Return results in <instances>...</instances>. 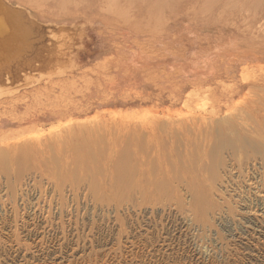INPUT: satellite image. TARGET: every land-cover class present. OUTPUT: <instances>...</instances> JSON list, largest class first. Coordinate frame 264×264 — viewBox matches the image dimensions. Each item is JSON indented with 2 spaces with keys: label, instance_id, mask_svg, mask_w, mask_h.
<instances>
[{
  "label": "rangeland",
  "instance_id": "374dc122",
  "mask_svg": "<svg viewBox=\"0 0 264 264\" xmlns=\"http://www.w3.org/2000/svg\"><path fill=\"white\" fill-rule=\"evenodd\" d=\"M0 1V264H264V0Z\"/></svg>",
  "mask_w": 264,
  "mask_h": 264
},
{
  "label": "bare ground",
  "instance_id": "6f19581e",
  "mask_svg": "<svg viewBox=\"0 0 264 264\" xmlns=\"http://www.w3.org/2000/svg\"><path fill=\"white\" fill-rule=\"evenodd\" d=\"M4 1H5V0H4ZM0 4H1V1H0ZM4 4H6V3H4ZM0 6H1V5H0ZM2 6H3L2 8H4L5 5H2ZM9 6H10V5H9ZM10 7H11V6H10ZM0 8H1V7H0ZM11 9H14V8L11 7ZM17 9H18V8H16L15 10H17ZM8 10H9V8H8ZM6 11H7V8H6L5 12H6ZM27 12H28V11H27ZM0 13H2V12L0 11ZM3 13H4V12H3ZM3 13L1 14L2 16L0 15V31H5V30H6V31H9V30H10L9 27L11 28V26L14 25V21H13V20L9 21V20L7 19L8 17L6 18V15L3 14ZM6 13H7V12H6ZM8 13H9V15H10L12 12L10 13V11H9ZM8 13H7V14H8ZM14 14H15V13H14ZM17 14H20V13H16V15H17ZM16 15H14V16H15V18L17 17V19H18L19 15H18V16H16ZM23 17H24V16H23ZM31 17H32V16H31ZM31 17H30V18H31ZM12 18H13V17H12ZM9 19H10V18H9ZM13 19H14V18H13ZM22 20L24 21L23 18H22ZM22 20H21V18H20V21H22ZM43 20H44V19H43ZM18 21H19V20H18ZM25 21H26V20H25ZM38 22H39V21H38ZM40 23H41V21H40ZM49 23H50V21H49ZM25 25H26V24H25ZM45 25H46V24H45ZM51 25H52V24H51ZM30 26H31V25H30ZM49 26H50V25H49ZM52 26H54V25H52ZM13 27H14V26H13ZM13 27H12V28H13ZM19 27H20V26H19ZM62 27H64V26H62ZM21 28H22V27H21ZM30 28H31V27H30ZM43 28H44V27H43ZM59 28H60V27H59ZM8 29H9V30H8ZM16 29H17V27H16ZM47 29H48V26H47ZM19 30H21V29H19ZM23 30H24V29H23ZM10 31H11V30H10ZM8 33H9V32H8ZM17 33H18V32H17ZM6 34H7V33H6ZM1 35H3L2 32H1V34H0V40H1ZM19 35H20V34H19ZM3 36H5V35H3ZM9 36H10V35H9ZM11 37H12V36H11ZM20 37H21V35H20ZM23 37H24V35H23ZM2 38H3V37H2ZM4 38H6V37H4ZM26 38H27V37H26ZM6 39H8V38H6ZM24 40H25V39H23V41H24ZM4 41H5V40H4ZM4 41H3V42H4ZM20 41H21V40H20ZM0 42H1V41H0ZM3 42H2V43H3ZM6 42H7V41H6ZM11 42H12V41H11ZM21 43H22V42H21ZM3 44H4V43H3ZM3 44H2V45H3ZM6 44H7V43H6ZM15 44H16V43H15ZM2 45H1V46H2ZM8 45H9V43H8ZM13 45H14V44H13ZM21 45H22V44H21ZM21 45H20V46H21ZM25 45H26V44H25ZM20 46H19V47H20ZM17 47H18V46H17ZM0 48H1V47H0ZM6 48H8V47L6 46ZM12 57H13V56H12ZM8 59H9V58H8ZM5 60H6V59H5ZM12 60H13V58H12ZM18 60H19V59H18ZM15 61H16V60H15ZM17 62H18V61H17ZM11 63L13 64L12 61H11ZM14 63H15V62H14ZM24 65H25V64H24ZM1 66H2V65H1ZM10 66H11V65H10ZM10 66H9V68H10ZM9 68H8V69H9ZM0 80H1V79H0Z\"/></svg>",
  "mask_w": 264,
  "mask_h": 264
}]
</instances>
